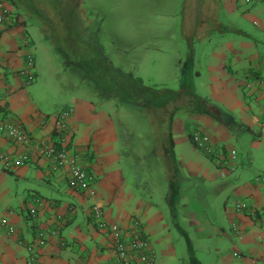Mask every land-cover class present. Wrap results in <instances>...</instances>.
<instances>
[{
    "label": "crops",
    "instance_id": "crops-1",
    "mask_svg": "<svg viewBox=\"0 0 264 264\" xmlns=\"http://www.w3.org/2000/svg\"><path fill=\"white\" fill-rule=\"evenodd\" d=\"M216 1L225 6L230 17L249 20L262 34L247 35L237 28L238 37L225 41L211 58L206 102L199 98V111L168 123L169 145L161 150L147 147L144 152L139 141L126 145L124 140L134 133L119 126L110 110L101 109L91 98L77 96L68 108L56 110L54 117L44 113L31 94L38 73L32 70L30 85L20 74L27 69L28 57L35 58L30 43L26 45L29 39H25L30 18L18 13L15 0L14 6L8 2L18 19L0 33V119L21 125L33 144H16L0 133V155L30 153L32 158L9 170L0 160V223L5 219L17 230L9 235L0 226V264H30L25 243L34 239L38 229L47 234L48 241L31 264H116L112 239L93 221V203L100 205L106 221L124 229L135 228L139 222L149 241L153 236L170 250L172 234L192 233L191 240L187 239L190 247L204 253L209 264H264V184L255 181L257 172L264 170V5H260L264 3L239 12L242 0ZM195 75L200 77L201 72L197 70ZM69 109L73 110L68 121L69 152L94 176V199L71 188L67 173L54 171L52 164L39 159L35 149L40 142H61L55 117ZM194 128L211 137L220 150L219 161L190 144ZM174 133L180 135L188 155L182 147L177 149ZM157 151L162 160L171 162L155 164ZM232 151L240 153L234 171L221 163ZM7 175L17 180L16 190L6 186ZM228 176L235 183L231 194L220 198V219H216L207 183ZM157 182L161 183L162 206L154 190ZM36 200L43 206L37 208L34 218L30 211L37 206ZM239 202L248 204L256 214L238 212Z\"/></svg>",
    "mask_w": 264,
    "mask_h": 264
},
{
    "label": "rangeland",
    "instance_id": "rangeland-1",
    "mask_svg": "<svg viewBox=\"0 0 264 264\" xmlns=\"http://www.w3.org/2000/svg\"><path fill=\"white\" fill-rule=\"evenodd\" d=\"M15 1L18 13L30 18L25 39L35 54L33 72L39 79L31 94L44 113L54 117L56 110L69 107L77 96L91 98L101 109L110 110L119 126L134 133L124 140L126 145L139 141L143 152L169 145L168 123L199 111V98L203 101L209 94L205 86L211 58L225 41L238 37L237 28L247 35L262 34L249 20L230 17L216 0L208 4L204 0ZM242 2L239 12H247L246 6L252 5ZM197 70L200 77L195 75ZM174 137L177 149L182 147L188 155L180 135ZM190 144L198 150L191 140ZM159 154L153 155L155 164L171 162ZM263 174L264 170L258 171L255 181ZM6 180L8 189L16 190L17 180L10 175ZM157 183L154 190L162 206L161 183ZM234 183L229 176L208 181L216 219H220V198L231 194ZM192 237L190 232L176 231L170 237L172 250L150 237L156 264H209L204 253L190 247L187 239Z\"/></svg>",
    "mask_w": 264,
    "mask_h": 264
},
{
    "label": "built area",
    "instance_id": "built-area-1",
    "mask_svg": "<svg viewBox=\"0 0 264 264\" xmlns=\"http://www.w3.org/2000/svg\"><path fill=\"white\" fill-rule=\"evenodd\" d=\"M246 5L253 3H263L264 0H243ZM18 19V14L14 12L13 8L6 2V0H0V33L4 31L6 26H10ZM29 45V41L26 43ZM35 67L34 56H29L27 60V69H24L20 74L24 77L25 84L30 85L33 80L32 70ZM264 86V82L262 84ZM73 115V110H65L58 117H55V128L61 133V142L54 143L52 141L40 142L35 149L39 159L46 160L49 164H52L54 171H64L69 177V186L74 190L85 193L89 198L94 199L97 196V190L95 187L94 176L86 171L79 163L78 159L71 155L69 152V142L67 139L69 119ZM0 133L7 135V138L15 142L16 144L30 147L33 144V140L26 130L21 126L10 122L9 120L0 119ZM192 139L196 147L202 150L207 156L218 157L220 150H218L209 135L200 131L194 130L192 132ZM32 147H34L32 145ZM223 158V157H222ZM221 158V159H222ZM238 154L232 151L229 154V160L224 164L228 170L234 171L237 164ZM2 164L9 170L12 167H18L28 164L32 158L30 153H24L17 156L0 155ZM264 184V174L259 176L256 180ZM36 207H31L30 214L32 217H36L37 208L43 206L41 200H36ZM238 212H248L251 215L256 214L255 211L246 203L239 202L236 206ZM91 211L93 215V221L96 226L104 231H107L108 235L113 241V249L116 255V264H156L157 256L150 241L142 234L139 222L135 223V228L124 229L118 224H113L106 221L102 208L98 203L91 205ZM13 214V212H10ZM61 218V216H59ZM62 221V219H61ZM65 221V220H64ZM0 226L5 229L7 234L15 235L17 230L9 222L3 219ZM60 228L58 229L59 232ZM56 232V231H55ZM57 233V232H56ZM47 234L42 229H38L35 233L34 239L25 243L28 255L29 263H33L36 256L42 248L47 244ZM64 246V243L62 244Z\"/></svg>",
    "mask_w": 264,
    "mask_h": 264
},
{
    "label": "trees",
    "instance_id": "trees-1",
    "mask_svg": "<svg viewBox=\"0 0 264 264\" xmlns=\"http://www.w3.org/2000/svg\"><path fill=\"white\" fill-rule=\"evenodd\" d=\"M243 3H244V1H243ZM245 4V3H244ZM252 6H255V5H257V4H255V3H253V4H251ZM33 76H34V74H33ZM33 79H34V77H33ZM32 82H33V80H32ZM140 82H142V80H140ZM143 83V82H142ZM2 119H5V120H8V119H6V118H2ZM11 122V121H10ZM190 139H191V141H192V143L194 144V142H193V139H192V134L190 135ZM195 145V144H194ZM195 147H196V145H195ZM229 160V154H227V156L225 157V160H223V163L225 164L227 161ZM218 164V163H217ZM221 166V167H224V165L223 164H218V166ZM219 166V167H220Z\"/></svg>",
    "mask_w": 264,
    "mask_h": 264
},
{
    "label": "clouds",
    "instance_id": "clouds-1",
    "mask_svg": "<svg viewBox=\"0 0 264 264\" xmlns=\"http://www.w3.org/2000/svg\"><path fill=\"white\" fill-rule=\"evenodd\" d=\"M237 256V255H236Z\"/></svg>",
    "mask_w": 264,
    "mask_h": 264
}]
</instances>
